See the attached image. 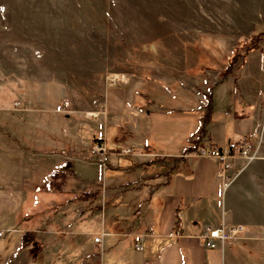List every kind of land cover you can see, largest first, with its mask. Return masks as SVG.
<instances>
[{"label":"rangeland","instance_id":"obj_1","mask_svg":"<svg viewBox=\"0 0 264 264\" xmlns=\"http://www.w3.org/2000/svg\"><path fill=\"white\" fill-rule=\"evenodd\" d=\"M263 29L264 0H0V127L45 129L46 153L52 130L86 141L107 98L119 94L118 77L158 79L189 96L202 89L207 95L246 63L264 69ZM53 159L64 163L59 188L51 183L55 192L12 196L0 188V264H78L70 260L84 251L82 237L89 231L95 241L83 226L99 214V198L86 202L67 192L65 157ZM106 170L97 167L96 175L104 178ZM236 228L227 241L230 264H264L261 227ZM24 231L31 239L25 246Z\"/></svg>","mask_w":264,"mask_h":264},{"label":"crops","instance_id":"obj_2","mask_svg":"<svg viewBox=\"0 0 264 264\" xmlns=\"http://www.w3.org/2000/svg\"><path fill=\"white\" fill-rule=\"evenodd\" d=\"M252 75L263 76L264 69L246 63L234 80L217 81L207 95L202 89L195 96L158 79L118 77L119 94L107 98L99 126L86 131L88 140L52 130L47 153L45 129L0 127V188L12 196L55 192L64 163L53 158L63 155L67 192L100 201L99 214L83 226L100 242L87 231L84 251L71 263L230 264L229 242L207 248L201 235L225 223L261 227L264 240V80ZM143 89L154 95L140 96ZM96 142L105 145L106 161L94 151ZM247 142L257 155L238 157L224 174L216 158L200 154ZM97 167L107 169L104 178ZM77 180L84 187H73ZM68 227L80 233L72 220ZM175 229L181 234L172 235Z\"/></svg>","mask_w":264,"mask_h":264},{"label":"built area","instance_id":"obj_3","mask_svg":"<svg viewBox=\"0 0 264 264\" xmlns=\"http://www.w3.org/2000/svg\"><path fill=\"white\" fill-rule=\"evenodd\" d=\"M94 151L99 153L102 156V160H107V149L105 145L97 143L94 146ZM124 153H129L130 148H125L122 150ZM254 152V151H253ZM252 152V146L248 143L244 144L241 148L238 149H222L219 147L204 148L200 151V154L204 156L214 157L218 160L220 164V173L224 174L227 170L234 168L236 159L238 157H243L247 159H252L255 156V153ZM228 184L227 182L225 183ZM236 227H229L227 224L223 223L216 227H207L201 235V240L207 248H214L218 244H223L227 242L237 230ZM5 234L4 230H0V237ZM181 232L178 229L172 231V235H180ZM99 236L95 237V241H100ZM142 248V246H138Z\"/></svg>","mask_w":264,"mask_h":264},{"label":"trees","instance_id":"obj_4","mask_svg":"<svg viewBox=\"0 0 264 264\" xmlns=\"http://www.w3.org/2000/svg\"><path fill=\"white\" fill-rule=\"evenodd\" d=\"M263 34H264V29L261 31ZM263 37H264V35H263ZM256 48H258V47H252L251 48V50L252 49H256ZM228 72H230L231 71V69H229V67H228ZM202 134V133H201ZM200 134V135H201ZM84 195V193H82V194H80V195H78L79 197H82ZM29 236H30V233H28V231H24L22 234H21V239H20V243L23 245V246H25V245H27L28 243H29V241H31V239L29 238Z\"/></svg>","mask_w":264,"mask_h":264}]
</instances>
